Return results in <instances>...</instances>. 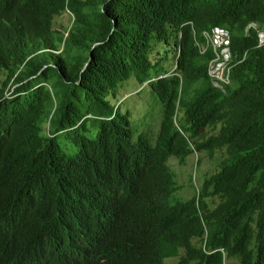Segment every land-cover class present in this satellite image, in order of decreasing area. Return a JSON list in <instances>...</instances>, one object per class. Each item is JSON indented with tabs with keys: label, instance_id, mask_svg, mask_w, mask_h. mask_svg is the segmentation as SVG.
Instances as JSON below:
<instances>
[{
	"label": "trees",
	"instance_id": "16d2710c",
	"mask_svg": "<svg viewBox=\"0 0 264 264\" xmlns=\"http://www.w3.org/2000/svg\"><path fill=\"white\" fill-rule=\"evenodd\" d=\"M215 27L233 37L225 90L198 45ZM260 31L264 0H0V264H264ZM132 78L161 101L155 141L109 100ZM90 118L98 135L67 157L58 137ZM204 153L222 160L177 198L171 158Z\"/></svg>",
	"mask_w": 264,
	"mask_h": 264
},
{
	"label": "rangeland",
	"instance_id": "374dc122",
	"mask_svg": "<svg viewBox=\"0 0 264 264\" xmlns=\"http://www.w3.org/2000/svg\"><path fill=\"white\" fill-rule=\"evenodd\" d=\"M70 24L71 16L69 13H65L56 19L55 28L64 31L66 28H69ZM162 46L165 48V51L170 50L171 52L167 64L174 72L176 70V53H174V48H167L164 42H162V45L158 44L155 46L156 49L153 51L152 58L157 60L161 59L158 53L160 52L163 55L165 54L163 48H161ZM5 79L6 78L2 71H0V88L3 87V82ZM53 85V80L48 82L49 87H53ZM147 87H149L148 83L141 86L135 78H132L128 82L123 83L117 91L116 96L111 95L109 100L115 107H120L123 114H130L131 126L135 132V139H138L141 134H145L155 141L156 136H158L161 128L163 108L160 99L152 92L150 87ZM13 90V85L8 86L5 90L6 96L11 97ZM78 95V97L81 99V102L76 101V104L78 105L77 108L79 111L85 113V111L88 109V106H86L84 100L85 95L81 92ZM60 100L61 99H58L59 102ZM48 108L49 106H46V111ZM180 116H183V114L181 113ZM48 124H50V119L48 120ZM44 128L45 133H48L49 126L47 123H45ZM99 131L100 122L94 118H90L87 120L83 130L75 132L71 131L69 133L61 134L58 137L57 142L67 157H75L81 151V143H78V137L83 136L93 139L98 135ZM200 158H202L203 161L199 166L200 168H198L196 160ZM221 160L222 156L220 154L212 158L205 153L190 156L186 162H181L177 158H171V167L177 174V180L181 186L176 194V197L180 199H188L193 197L198 189H200L206 174L212 172L216 164L221 162ZM192 174L194 177L191 179ZM178 259L179 257L170 258L167 259V262L174 263L177 262ZM226 264L239 263L236 260L229 259V261L227 260Z\"/></svg>",
	"mask_w": 264,
	"mask_h": 264
},
{
	"label": "built area",
	"instance_id": "2783aa9c",
	"mask_svg": "<svg viewBox=\"0 0 264 264\" xmlns=\"http://www.w3.org/2000/svg\"><path fill=\"white\" fill-rule=\"evenodd\" d=\"M205 43L198 44L202 54L213 49L215 57L209 68V76L214 85L222 90L232 85V71L234 68V53L232 49L233 37L230 30L215 27L211 32H205ZM260 47L264 46V31L259 32Z\"/></svg>",
	"mask_w": 264,
	"mask_h": 264
},
{
	"label": "clouds",
	"instance_id": "9594fccd",
	"mask_svg": "<svg viewBox=\"0 0 264 264\" xmlns=\"http://www.w3.org/2000/svg\"><path fill=\"white\" fill-rule=\"evenodd\" d=\"M229 30V29H228ZM210 50H213V49H210ZM209 50V51H210ZM223 253H225V250L223 248L220 249Z\"/></svg>",
	"mask_w": 264,
	"mask_h": 264
},
{
	"label": "water",
	"instance_id": "95a60500",
	"mask_svg": "<svg viewBox=\"0 0 264 264\" xmlns=\"http://www.w3.org/2000/svg\"><path fill=\"white\" fill-rule=\"evenodd\" d=\"M85 68H86V67H85ZM85 68H84V69H85Z\"/></svg>",
	"mask_w": 264,
	"mask_h": 264
}]
</instances>
